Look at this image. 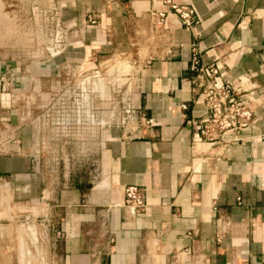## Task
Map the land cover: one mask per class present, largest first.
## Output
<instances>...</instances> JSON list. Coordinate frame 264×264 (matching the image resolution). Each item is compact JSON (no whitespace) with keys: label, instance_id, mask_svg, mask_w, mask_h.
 I'll return each instance as SVG.
<instances>
[{"label":"crops","instance_id":"crops-1","mask_svg":"<svg viewBox=\"0 0 264 264\" xmlns=\"http://www.w3.org/2000/svg\"><path fill=\"white\" fill-rule=\"evenodd\" d=\"M174 1L194 8L193 28L173 13L168 28H154L162 0H35L34 25L19 35L33 41L0 51V262L16 211L41 208L65 229L63 264H264V0ZM139 46L149 55L117 97L135 107L134 120L123 126L120 107L115 127H91V77ZM195 57L238 90L247 127L201 137ZM75 85L87 110L75 114L77 142L59 147L39 118ZM129 185L143 189L144 210L124 204Z\"/></svg>","mask_w":264,"mask_h":264},{"label":"rangeland","instance_id":"rangeland-1","mask_svg":"<svg viewBox=\"0 0 264 264\" xmlns=\"http://www.w3.org/2000/svg\"><path fill=\"white\" fill-rule=\"evenodd\" d=\"M34 2L35 0H0V38L3 36V32H1L3 27L7 28L6 38L0 39V51L4 48L12 50L33 41L19 35L31 31V27L34 25L33 12L37 7ZM5 15L9 18V23L6 26L1 21V17ZM151 31L153 32V28H151ZM159 33L156 34L160 36ZM40 41L48 42V39L43 38ZM137 52H129L123 57L106 60L107 62L102 64L100 72L91 77L90 88L84 92L89 96L87 107L91 127L99 122L104 123L101 128L105 127V129L116 126L113 112L122 107L117 97L121 95L120 93L123 95L128 90V86L124 84L127 83V78L132 77L131 71L135 65L139 66L141 61L149 55L146 46H139ZM131 59L132 61L137 60L136 64H133ZM82 90V85L63 88V92L58 93L59 97L55 105L50 106L44 114L51 113L52 117L46 118L47 121L44 120L45 117L39 118V127L42 129L40 131H45V133H42V137L47 142L55 143L59 147L62 144L65 145V141L70 140L72 137L74 143L77 142L76 136L71 135V133L65 136L56 126L58 119L61 117L60 115L73 114L71 127L72 129L76 127L77 116L75 114H77V111L80 112L81 108L87 110V107H82L84 105L81 97L83 95ZM42 98L45 100L44 96ZM98 113H103L104 118L98 119ZM88 142H90L89 148H91L92 144L97 143V140L89 138ZM79 143V148L87 145L84 141H79ZM21 209L18 212L16 211L15 219L12 222L14 243L9 248V253L6 255L1 254L4 258L0 264H63L58 256L60 243L57 248L54 246L55 224L50 223V219L45 216V211L41 208L28 213H22ZM30 227L33 228L34 233H32Z\"/></svg>","mask_w":264,"mask_h":264},{"label":"built area","instance_id":"built-area-1","mask_svg":"<svg viewBox=\"0 0 264 264\" xmlns=\"http://www.w3.org/2000/svg\"><path fill=\"white\" fill-rule=\"evenodd\" d=\"M165 4V10L152 11L150 13L154 28H168L167 19L169 14H175L180 22L186 28H193L198 19L194 8L189 5L176 3L174 0H162ZM192 69L197 72L196 78L200 87H202L201 96L207 110L206 115L200 123L201 137L210 141L220 139L227 131L237 130L248 126L252 112L247 109L244 102L239 99L237 89L230 82L219 80L218 65H210L206 67L199 66V60L194 58ZM69 74H73L72 70L68 69ZM122 125H128L134 120L136 109L129 102L122 104ZM49 113L48 118L52 117ZM54 116V115H53ZM58 119L57 129L71 133L72 114L60 115ZM79 118V116H78ZM54 120V118H53ZM116 121V120H114ZM55 123V122H54ZM117 124V121L115 122ZM56 124V123H55ZM126 199L124 204L128 207H133L136 210H144L146 207L144 191L142 188L135 185H129L125 188ZM107 246L104 251L114 252L116 246L115 235L109 230L105 231ZM66 237V232L63 226L54 228V246ZM98 253L94 254L98 258Z\"/></svg>","mask_w":264,"mask_h":264},{"label":"bare ground","instance_id":"bare-ground-1","mask_svg":"<svg viewBox=\"0 0 264 264\" xmlns=\"http://www.w3.org/2000/svg\"><path fill=\"white\" fill-rule=\"evenodd\" d=\"M31 229V228H30ZM31 231H32V233H34V230H33V228L31 229Z\"/></svg>","mask_w":264,"mask_h":264}]
</instances>
